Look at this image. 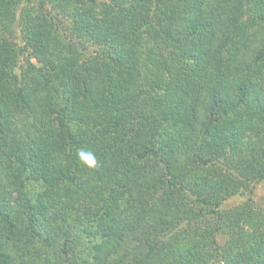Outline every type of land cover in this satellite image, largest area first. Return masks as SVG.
I'll return each mask as SVG.
<instances>
[{"label":"trees","instance_id":"trees-1","mask_svg":"<svg viewBox=\"0 0 264 264\" xmlns=\"http://www.w3.org/2000/svg\"><path fill=\"white\" fill-rule=\"evenodd\" d=\"M262 180L264 0H0V264H264Z\"/></svg>","mask_w":264,"mask_h":264},{"label":"rangeland","instance_id":"rangeland-1","mask_svg":"<svg viewBox=\"0 0 264 264\" xmlns=\"http://www.w3.org/2000/svg\"><path fill=\"white\" fill-rule=\"evenodd\" d=\"M253 197L257 203H262L264 201V180L258 182L253 191ZM243 197L241 196H232L228 198L224 203V207H229L235 205L236 203L242 201Z\"/></svg>","mask_w":264,"mask_h":264},{"label":"clouds","instance_id":"clouds-1","mask_svg":"<svg viewBox=\"0 0 264 264\" xmlns=\"http://www.w3.org/2000/svg\"><path fill=\"white\" fill-rule=\"evenodd\" d=\"M77 157L88 168H94L97 164L96 156L91 151L80 149L77 152Z\"/></svg>","mask_w":264,"mask_h":264}]
</instances>
